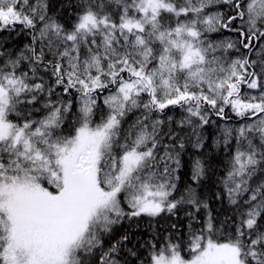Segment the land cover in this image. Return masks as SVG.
I'll use <instances>...</instances> for the list:
<instances>
[{
  "label": "snow or ice",
  "instance_id": "1",
  "mask_svg": "<svg viewBox=\"0 0 264 264\" xmlns=\"http://www.w3.org/2000/svg\"><path fill=\"white\" fill-rule=\"evenodd\" d=\"M75 7L65 27L47 0H0V33L31 36L18 52L0 42V264H121L116 225L185 206L187 242H149L146 264H264V0ZM229 113L244 121L222 129L231 215L200 225L208 204L177 193V129ZM205 175L197 159L191 178Z\"/></svg>",
  "mask_w": 264,
  "mask_h": 264
},
{
  "label": "trees",
  "instance_id": "2",
  "mask_svg": "<svg viewBox=\"0 0 264 264\" xmlns=\"http://www.w3.org/2000/svg\"><path fill=\"white\" fill-rule=\"evenodd\" d=\"M47 3L48 15L54 16L65 27H70L75 22L77 12L75 5L78 0H47ZM0 42H3L4 48L8 51L18 52L25 45L31 43V36L28 34V30L21 32L19 35L15 32H3L0 33ZM169 114L173 116L174 120L179 119L181 116L178 109L175 112H169ZM41 115L42 113H34L37 119ZM140 115V110L130 112L125 118L124 128L134 123ZM229 115L231 119L227 121L213 116L211 119L214 123L196 128L195 132L191 126H185L182 130L177 129L185 143V147L180 153L181 166L178 172L175 173L178 177L175 180L177 193L185 192L188 187H191L196 190L200 199L208 204V209H201L196 214L200 225L204 223L209 210L218 222L231 215L232 206L225 195L222 180L228 171L234 141L231 142L232 148H226L223 144L222 129L226 125L238 127L244 121L235 117L234 114L229 113ZM69 118H71V113H69ZM173 127H175L174 124ZM197 136L202 138L200 141L203 144L202 148L194 147ZM164 140L167 143L168 137L165 136ZM160 154L163 155L162 152ZM197 159L201 160L206 168V175L198 183L191 178L194 163ZM260 178L257 175L253 179ZM185 209L191 210L190 206H185V208L178 209L175 215L161 213L157 217L141 216L132 220L125 219L122 223L116 225L112 243H115L124 234L129 237L124 242V247L121 248L117 259L121 261V264H141V261H145L146 264L149 255V242L163 243L170 236L174 237L176 241L183 240L187 242L190 229L188 226L189 218L185 215ZM129 249L134 251L136 255H131Z\"/></svg>",
  "mask_w": 264,
  "mask_h": 264
}]
</instances>
